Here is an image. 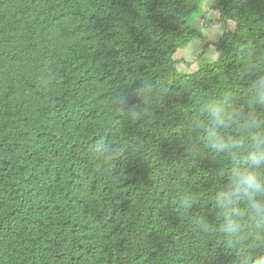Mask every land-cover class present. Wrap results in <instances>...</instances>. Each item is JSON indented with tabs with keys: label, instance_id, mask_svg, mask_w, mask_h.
Wrapping results in <instances>:
<instances>
[{
	"label": "trees",
	"instance_id": "trees-1",
	"mask_svg": "<svg viewBox=\"0 0 264 264\" xmlns=\"http://www.w3.org/2000/svg\"><path fill=\"white\" fill-rule=\"evenodd\" d=\"M200 1L0 0V264H235L213 205L228 158L181 141L214 96H246L264 0H214L204 20L235 28L198 63L184 50ZM142 78L170 84L151 123L127 115L147 106ZM98 135L119 149L111 164L87 150ZM185 193L213 211L211 233L175 209Z\"/></svg>",
	"mask_w": 264,
	"mask_h": 264
},
{
	"label": "clouds",
	"instance_id": "clouds-1",
	"mask_svg": "<svg viewBox=\"0 0 264 264\" xmlns=\"http://www.w3.org/2000/svg\"><path fill=\"white\" fill-rule=\"evenodd\" d=\"M234 28L224 24L216 37ZM246 74L249 77L246 96L242 100L234 99L230 92L214 96L203 105L204 117L187 123L181 143L197 148L201 147L197 146L199 144L209 152L227 156L229 167L225 179L214 190V219L215 212L220 213L217 242L236 251L235 264H264V54L251 63ZM39 82L42 88L51 83L48 77ZM169 90L170 84L163 80L152 82L142 78L141 85L133 91L148 102L147 106H133L127 110V115L133 122L146 117L145 123H151L155 118L152 103L162 104ZM126 99L124 94H113L109 107L117 108L120 115H124ZM111 122L118 124V116ZM193 126L196 132L190 131ZM231 128L238 131L227 134L226 130ZM113 141V137L109 140L98 135L88 142L87 150L94 153L96 160L111 164L120 156ZM198 203L199 197L194 193H185L178 198L175 209L179 207L191 213L195 226L202 233H211L210 213L213 211L201 207L193 210ZM206 257L211 264L215 253L212 256L206 253Z\"/></svg>",
	"mask_w": 264,
	"mask_h": 264
},
{
	"label": "rangeland",
	"instance_id": "rangeland-1",
	"mask_svg": "<svg viewBox=\"0 0 264 264\" xmlns=\"http://www.w3.org/2000/svg\"><path fill=\"white\" fill-rule=\"evenodd\" d=\"M214 0H202L200 1L197 10L192 13L189 18L190 24L202 31V36L193 40L190 45L184 50V57L187 59H198V63L203 62V57L207 58L208 53L205 50L206 44L209 41L217 40L219 37H216L217 33L223 30L224 25H220L217 27L209 26L210 23L208 19L204 20V17L207 15L209 10L211 9ZM208 25V26H206ZM216 37V39H215ZM204 56H203V55Z\"/></svg>",
	"mask_w": 264,
	"mask_h": 264
}]
</instances>
